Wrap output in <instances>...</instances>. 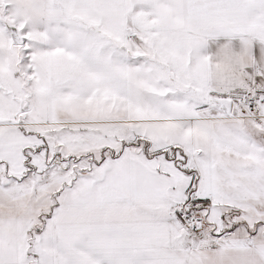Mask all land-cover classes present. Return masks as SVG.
<instances>
[{"label":"snow or ice","instance_id":"6c2138e0","mask_svg":"<svg viewBox=\"0 0 264 264\" xmlns=\"http://www.w3.org/2000/svg\"><path fill=\"white\" fill-rule=\"evenodd\" d=\"M0 264H264V0H0Z\"/></svg>","mask_w":264,"mask_h":264}]
</instances>
